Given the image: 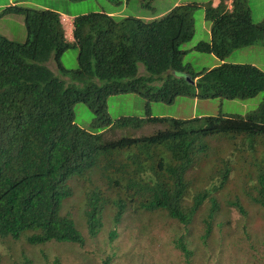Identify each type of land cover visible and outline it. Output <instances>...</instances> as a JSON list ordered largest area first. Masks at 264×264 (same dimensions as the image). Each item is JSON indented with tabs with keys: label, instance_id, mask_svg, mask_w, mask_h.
<instances>
[{
	"label": "trees",
	"instance_id": "trees-1",
	"mask_svg": "<svg viewBox=\"0 0 264 264\" xmlns=\"http://www.w3.org/2000/svg\"><path fill=\"white\" fill-rule=\"evenodd\" d=\"M225 1L206 5L210 40L194 47L221 62L238 49L264 44V20L253 23L248 1L231 0L230 8ZM195 7L177 5L151 21L103 12L81 15L73 21L72 43L56 11L17 4L2 10L0 17L22 16L26 39L18 43L0 35V243L23 238L41 248L50 243L82 247L85 239L71 212L62 211L75 177L79 185H91L82 212L90 237L102 228L108 203L115 210V227L130 208L164 214L181 229L168 232V240L186 264L215 262L207 240L212 227L219 234L228 227L231 210L245 223L264 227V98L244 117H123L112 122L106 113V99L120 94L168 104L182 96L232 101L264 94V72L255 66L222 63L195 74L183 64L187 52L181 46L194 36ZM74 46L78 66L67 70L60 60ZM50 61L79 85H66L47 67ZM139 64L148 76L138 77ZM157 80L162 84L152 87ZM76 103L86 105L105 130L78 127ZM147 124L168 128L135 138L133 129ZM238 179L240 194H233ZM102 186L115 197L103 195ZM242 199L258 208V216L252 218ZM244 233L249 241V232ZM117 236L110 231L109 242ZM202 246L203 258L198 256ZM115 255H105L102 264H112ZM261 256L264 261V252ZM5 259L33 264L49 257L43 250L39 255L0 252V264Z\"/></svg>",
	"mask_w": 264,
	"mask_h": 264
},
{
	"label": "rangeland",
	"instance_id": "rangeland-1",
	"mask_svg": "<svg viewBox=\"0 0 264 264\" xmlns=\"http://www.w3.org/2000/svg\"><path fill=\"white\" fill-rule=\"evenodd\" d=\"M247 1L253 23L262 22L264 20V0ZM210 3L214 4L215 0H0V13L7 6L17 4L34 9L56 11L63 20L68 21L81 15L100 12L119 18L154 19L166 15L177 5H188L192 8L196 6L192 11L194 36L181 46V50L187 52L183 58V64L190 65L195 74L219 67L222 63L252 65L264 72V44L262 43L238 49L232 52L224 62L213 55L194 50V47L199 43L210 40L211 24L205 20L204 13V8ZM0 35L11 41L23 43L26 39V30L22 16L0 17ZM69 40H72V37L69 36ZM77 55L78 48L76 46L67 50L60 60L62 66L67 70H76ZM138 70L139 76L147 75L142 65L138 66ZM263 98L264 94L253 99L232 101L204 100L182 96L176 97L171 104H168L150 101L132 93L120 94L109 96L106 99V113L112 122L123 117L184 120L200 117H244L255 111ZM147 105L149 106L147 107ZM73 112L75 123L80 128L99 133L105 130L104 127L97 126L94 113L86 105L82 103L74 105ZM167 128L168 125L147 124L140 128L139 135H153L155 132ZM239 181L238 179L233 184L231 191L233 194H240ZM88 187L89 183L87 182H83L80 186L75 184L73 197L64 204V213L71 212L73 219L83 232L84 245L81 247L50 244L48 247H52V249L44 247L35 250L37 255L43 250L51 261L58 258L61 264H102L106 260L105 255L114 252L116 255L112 264H186L181 253L168 240V232L174 235L175 231L181 232V229L177 227L178 224L175 221L167 218L164 214H149L133 211L130 208L124 214L121 223L115 227L112 220L115 210L112 204L108 203L103 209L102 228L96 236L90 237L86 232L84 220H82V210L79 211L85 205L84 193ZM101 189L106 197L110 199L115 197V192L109 191L106 186H102ZM242 200L252 218L258 216V208L253 207L245 199ZM228 216H230L231 223L223 233L219 234L218 229L212 227V235L207 240L215 259L212 264H264V261L261 260V255L264 252L262 244L264 227L262 224L249 220L245 223V219L234 210L229 211ZM222 217V220H226L224 216ZM112 230H116L118 236L110 243L108 234ZM245 230L249 232V241L244 238ZM220 244L222 249H218ZM21 247V244L13 245L15 251H19ZM203 247H198V256L200 257L202 253V258L205 256Z\"/></svg>",
	"mask_w": 264,
	"mask_h": 264
},
{
	"label": "clouds",
	"instance_id": "clouds-1",
	"mask_svg": "<svg viewBox=\"0 0 264 264\" xmlns=\"http://www.w3.org/2000/svg\"><path fill=\"white\" fill-rule=\"evenodd\" d=\"M216 1V4L214 5L213 3H211L212 4V6H217L218 5V3H219V0H215ZM226 2V4H227V6L230 8L231 6V0H226L225 1ZM108 15H111V14H108ZM111 16H113V15H111ZM114 17V16H113ZM75 18V17H74ZM156 18H158V17H155L154 19H156ZM60 20H61V23H62V27H63V30H64V34H65V38H66V40H67V42H69V43H72L73 41H74V37H73V21H74V19L72 20V21H68V20H63L62 19V17H61V15H60ZM145 21H151V20H153V19H151V18H147V19H144ZM69 36L70 37H72V40H69ZM139 65H142V64H139ZM138 65V66H139ZM143 66V65H142ZM47 67L56 75V76H58L60 79L62 78V80H64L65 81V83H66V85H68V86H77V85H79L76 81H74V80H72V76H70V75H66V76H62V75H60L58 72H57V70H56V66H55V64H54V62L53 61H50V62H48L47 63ZM145 70V69H144ZM139 71V70H138ZM146 72V71H145ZM146 76H148V73H147V75H143V76H139L138 75V77H146ZM187 80H188V78H187ZM162 82H163V80H161V81H155L154 83H152L151 85H152V87H157V85L158 86H160L161 84H162ZM195 82L193 81V84H194ZM76 104H78V103H76ZM75 104V105H76ZM75 117V116H74ZM124 118H130V117H124ZM201 118V117H200ZM76 124V123H75ZM77 125V124H76ZM78 126V125H77ZM79 127V126H78ZM82 129V128H81ZM84 130V129H83ZM139 130L140 129H133V136L135 137V138H137V137H141V136H150V135H139ZM166 130V129H165ZM87 131H89V130H87ZM159 131H161V130H159ZM158 132V131H157ZM101 133V132H100ZM156 133V132H155ZM78 179H79V177H75V178H73L70 182H69V185H70V187H71V196L68 198V199H66L64 202H63V209H62V211H63V213H64V204L67 202V201H69L72 197H73V194H74V185L76 184L77 186H80L79 184H78ZM91 187V185L89 184V187L86 189V192L87 191H89V188ZM109 191H111L110 189H108ZM113 191V190H112ZM85 194V193H84ZM85 200H86V195H85ZM106 207V205L104 206V208ZM81 210H82V212L84 211V206L79 210L80 212H81ZM67 213V212H66ZM66 213H64V214H66ZM102 216H103V214H102ZM72 218H73V216H72ZM228 218V217H227ZM226 218V220L228 221V219ZM75 221V220H74ZM226 221H224V223H225ZM251 222V221H250ZM231 223V222H230ZM229 224V223H228ZM78 226V225H77ZM78 228H79V226H78ZM247 229V228H246ZM79 230H80V228H79ZM86 232L88 233V231H87V229H86ZM80 233L82 234L83 232L80 230ZM82 236H83V238L85 239V237H84V235L82 234ZM17 244H21L22 245V247H21V249L19 250V251H15L14 249H13V245H17ZM50 244H58V245H63V246H74V245H77V244H69V243H50ZM50 244H47L46 245V247L48 246V245H50ZM84 245V244H83ZM79 246V245H78ZM41 249V247H39V246H31V245H29L23 238H21V239H19V240H13V241H11V240H9V241H6V242H4V243H0V252H2V253H4V254H10V253H15V254H17V255H20V253H22V252H24V253H26L27 254V252H35V250H40ZM49 257V256H48ZM57 262H59V263H57ZM9 263V261H8V259H5L4 261H1V264H8ZM33 264H61V261L58 259V258H55L54 260H50V259H48V261L47 262H39V261H33L32 262Z\"/></svg>",
	"mask_w": 264,
	"mask_h": 264
},
{
	"label": "crops",
	"instance_id": "crops-1",
	"mask_svg": "<svg viewBox=\"0 0 264 264\" xmlns=\"http://www.w3.org/2000/svg\"><path fill=\"white\" fill-rule=\"evenodd\" d=\"M216 4V1H215V3H214V5Z\"/></svg>",
	"mask_w": 264,
	"mask_h": 264
}]
</instances>
